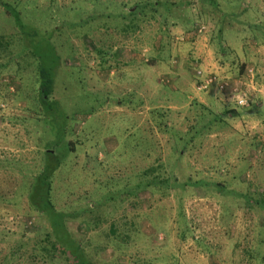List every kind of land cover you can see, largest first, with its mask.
Here are the masks:
<instances>
[{
	"label": "rangeland",
	"instance_id": "374dc122",
	"mask_svg": "<svg viewBox=\"0 0 264 264\" xmlns=\"http://www.w3.org/2000/svg\"><path fill=\"white\" fill-rule=\"evenodd\" d=\"M153 1L0 0V264L52 231L29 190L55 131L54 204L95 264H264V0ZM33 56L56 118L34 109ZM197 66L250 108L197 90Z\"/></svg>",
	"mask_w": 264,
	"mask_h": 264
},
{
	"label": "trees",
	"instance_id": "16d2710c",
	"mask_svg": "<svg viewBox=\"0 0 264 264\" xmlns=\"http://www.w3.org/2000/svg\"><path fill=\"white\" fill-rule=\"evenodd\" d=\"M149 1L150 0H148V2ZM160 1L161 0H154L153 3L150 2V4H152L151 8L153 9L159 6ZM138 6L139 5L136 4L134 5L133 9L129 10L128 14L132 16V18H137V14L140 13L138 9H136L139 8ZM15 17L16 20H19L18 15H15ZM121 19H123V16ZM133 23V20L128 21V27L133 25ZM41 51H45V48H42ZM37 54L39 53L37 52ZM34 57L35 56H33V58ZM47 59V57L41 56H39L37 60H35V58L33 59L34 63L37 61L36 80L38 81V88L36 90L38 102L34 109L39 115L42 116L41 118H45V116L48 114L56 118L57 113H63V107L59 101L50 99V95L53 91L55 71H52ZM244 69L245 64H242L241 70L244 71ZM5 96L6 93L2 97ZM251 105L252 101L246 107H239L236 104L235 107L250 108ZM254 105L257 109L261 108L259 103ZM235 111V109H232L228 110L227 113H236ZM62 132L66 135L67 129L63 130ZM68 146L69 142L62 143V139L57 136L55 131L47 148L44 147L45 151L43 152V162L36 176L33 178V182L30 185L29 190V204L31 209L36 211L38 214L45 216L49 220L52 231L48 233L46 240L38 241L36 246L33 247L32 251H30L28 254H26L24 251H21L23 248H19L20 246H17L16 248L18 250L16 252H12V254L9 256H6L5 261L2 264H13L14 259L20 261L19 264H95L89 254L87 246L83 243L81 237L73 234L68 229V222L69 220H74L73 216L64 213L63 210H60L58 207L56 208L52 196L53 179L55 173L61 167V164H63L64 159L61 158L60 155H62V152ZM71 149L73 150L74 147H71ZM150 184L153 183H149V185ZM151 186L152 185H150V187ZM135 188L137 191H134V194L140 193L141 190H143L141 185H136ZM88 210L92 211L90 209ZM93 221L97 227L100 220L98 221L93 217ZM111 238L115 237L113 236ZM113 243L117 248L120 247V245L116 243V239ZM18 251L20 253H18ZM24 255L26 257L25 260L23 259ZM16 263L17 261L15 264Z\"/></svg>",
	"mask_w": 264,
	"mask_h": 264
},
{
	"label": "built area",
	"instance_id": "2783aa9c",
	"mask_svg": "<svg viewBox=\"0 0 264 264\" xmlns=\"http://www.w3.org/2000/svg\"><path fill=\"white\" fill-rule=\"evenodd\" d=\"M196 31H199V34H201L204 32V27L198 28ZM252 71V69L249 70L250 75H252ZM196 75L199 79V82L197 83V90L199 91H208L212 86H216L219 93L234 98L235 104L239 107H246L252 101L248 92L243 90L242 85H239V83L236 82L233 83L230 80L221 77L218 72L208 71L206 68L201 67L197 68ZM238 98L245 99L246 103L243 105L240 104Z\"/></svg>",
	"mask_w": 264,
	"mask_h": 264
},
{
	"label": "clouds",
	"instance_id": "9594fccd",
	"mask_svg": "<svg viewBox=\"0 0 264 264\" xmlns=\"http://www.w3.org/2000/svg\"><path fill=\"white\" fill-rule=\"evenodd\" d=\"M239 99V102H240V104H245L246 103V100L245 99H243V98H238Z\"/></svg>",
	"mask_w": 264,
	"mask_h": 264
}]
</instances>
